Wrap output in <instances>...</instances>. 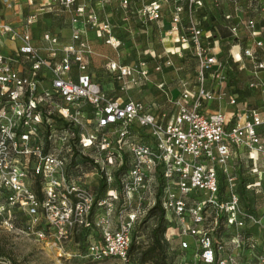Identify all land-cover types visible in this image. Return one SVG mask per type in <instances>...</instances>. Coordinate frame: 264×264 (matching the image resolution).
<instances>
[{
  "label": "built area",
  "instance_id": "obj_1",
  "mask_svg": "<svg viewBox=\"0 0 264 264\" xmlns=\"http://www.w3.org/2000/svg\"><path fill=\"white\" fill-rule=\"evenodd\" d=\"M241 1L233 0L236 15L223 13L225 20L232 18L226 26L234 39L239 40L238 34L248 39L243 47L240 41L232 44V49L240 45L241 59H235L232 49L231 54L236 61L246 57L253 65L249 70L252 78L246 85L264 94V81L259 76L264 60L258 51L264 50V41L258 39L261 31L255 20H242ZM212 4L219 8L229 2L48 0L40 6L72 12L76 21L114 47L120 46L121 40L114 33L112 18L118 15L129 21L134 15L143 23H160L161 32L179 48H193L198 60L195 84L181 85L172 100V113L156 114L144 101L115 98L93 80L81 51L84 28L74 27L73 40L59 47L53 35L44 33L41 40L50 42L46 49L49 56L63 51L60 62L50 61L32 40L31 30L40 12L28 8L20 24L13 26L4 21L3 12L21 8V4L0 0V35L21 42L13 54L7 55L0 39V214L23 209L32 225L44 220L79 232L93 225L89 217L94 209L104 207V215L94 220L101 236L88 242L86 256L94 261L116 258L129 263L135 227L160 197L167 219L174 223L165 236L168 240L178 238L182 250L195 252L190 264H245L241 253H224L228 247L238 250L245 243L243 236L226 238L217 233L220 225L264 227L260 217L241 206L233 173L234 156L243 149L249 156L256 149L264 157V112L252 101L239 102L226 89L229 65L214 50L221 41H211L213 31L204 27L207 15H200ZM74 62L79 71L76 78L72 75ZM21 63L30 64L28 74L19 70ZM119 68L118 77L131 73L127 66L120 64ZM48 69L49 84L43 86ZM223 100L230 106L229 116L221 111ZM211 103L219 107L211 110ZM83 105L90 106L91 116L81 108ZM76 151L93 159L89 167L109 186L105 197L97 199V193L70 171ZM124 153L130 158L119 175L117 190L111 185L115 171L124 164ZM220 173L227 176L226 199L218 196ZM119 201L121 207L116 212L114 203ZM1 221L14 225L13 217ZM37 235L45 237L42 231ZM252 256L256 258L253 264H264L263 255Z\"/></svg>",
  "mask_w": 264,
  "mask_h": 264
},
{
  "label": "rangeland",
  "instance_id": "obj_2",
  "mask_svg": "<svg viewBox=\"0 0 264 264\" xmlns=\"http://www.w3.org/2000/svg\"><path fill=\"white\" fill-rule=\"evenodd\" d=\"M26 0H17V2H25ZM33 10H38L40 13L31 30L33 42L40 45H50L49 41L41 40L44 33L53 35L58 47L66 45L73 40L74 27L84 28L85 44L81 47L82 54L89 64V71L93 80L98 83L110 95L120 98L142 99L150 104H153L157 112L170 114L174 111V100L180 92V87L188 80V73L195 74L196 67L198 68V60L196 52L193 48L183 50L179 48V44L171 42L169 36L164 32H159L156 23H149L146 27L140 23H130L133 30L122 31L118 30L116 35L121 44L114 47L103 41V36L95 33H90L91 29L81 21H76L72 16V12L66 11L63 8L56 6L40 7L48 3V0H33ZM226 1V0H225ZM230 6L233 0H227ZM242 12L239 13L243 21L253 19L259 27H264V0H242ZM215 7V6H214ZM219 7V6H218ZM220 8V7H219ZM44 11H48L42 13ZM3 12V11H2ZM28 9L21 8V17L26 16ZM229 14L236 15L237 12L233 8L228 9ZM113 21H118L117 18ZM228 34V33H227ZM225 35V34H223ZM239 40H235L234 36L230 40L215 47V51L219 53V59L227 57L230 68L226 71L227 80L233 83H239L242 87L244 83L252 78L249 70L253 69L246 57L239 62L235 59H241L242 54L240 45L232 47L233 43L240 41L241 47L247 43V38L244 34H238ZM2 50L5 54V44L7 37L1 36ZM258 39L264 41V29L258 35ZM252 44L251 40L248 42ZM231 49L234 54H231ZM259 51V56L264 60V50ZM41 52L48 56L47 50ZM237 54V55H236ZM63 57V51H57L56 56L47 57L48 60L60 62ZM126 58V59H125ZM127 66L131 69L130 74H125L120 77L121 69L119 65ZM46 72L51 73L50 69ZM79 74L78 64H72V75L77 77ZM264 75V71L261 73ZM190 79V78H189ZM49 84V83H48ZM250 93L244 92L240 95V100H244ZM252 97V102L255 103L258 98ZM216 107L218 104H214ZM87 106L81 107L86 108ZM221 111L230 115L226 109L225 100L221 101ZM238 159V155L234 156ZM238 164L233 166V173H240ZM93 172V171H92ZM89 171L87 180L88 186H94L90 181L92 177L98 181L101 180L99 175ZM246 182H254L261 180V186L257 187V191L249 190L246 192L250 199L252 207L256 210L257 216L264 223V157L260 155L256 165L249 161V165L245 168ZM94 175V176H93ZM261 177V178H260ZM37 190L40 191V183L35 184ZM109 186L105 183L103 188L99 189L101 197L106 196ZM241 203V202H240ZM116 212L120 209L119 201L114 203ZM241 206L242 203H241ZM104 207H97L91 213L89 221L93 223L91 227H85L82 231L65 227L63 224L49 225L44 220L38 224L32 225L30 215L23 209H11L0 214V264H129L124 263L120 259L109 258L102 261H94L86 256V248L88 242L94 239H99L101 236L100 228L94 224L96 213H105ZM13 217L14 225H5L1 220ZM152 224L151 216L147 215L143 221L135 227V234L143 236L149 231ZM254 229L260 230L264 237L263 226H253ZM173 229V228H172ZM138 230V232H136ZM42 231L45 234L44 238H40L37 232ZM173 232L178 231L176 228ZM66 232V233H65ZM142 239V238H141ZM142 241V240H141ZM135 257H138L137 248L141 245L136 242ZM145 246V244H142ZM168 257L173 264H190L195 259L193 250H182L180 248L179 239H173L166 243ZM242 259L248 264H253L256 259L248 254L249 251L243 249ZM260 255L264 256V246L260 250ZM133 264H139L134 262ZM153 264V263H150Z\"/></svg>",
  "mask_w": 264,
  "mask_h": 264
},
{
  "label": "trees",
  "instance_id": "obj_3",
  "mask_svg": "<svg viewBox=\"0 0 264 264\" xmlns=\"http://www.w3.org/2000/svg\"><path fill=\"white\" fill-rule=\"evenodd\" d=\"M230 7L233 8V10L235 11V5L232 4L230 6V3H229L228 6H226V7L222 6L220 8H216L212 4L211 7H207L205 10H202L200 12V15H203V14L207 15V19L205 20L204 27H205V29H211L213 31V37H212L211 41H213L215 38H218L223 44L226 41L228 42L231 37L233 38L231 31L226 26L227 24H230L229 20H232V18H229L227 20H225L223 18V13H229L228 9ZM115 18H117L119 20V22L113 21L116 24V27L114 29L115 35L118 34V30H122L124 32L128 31L127 29L131 28L130 23L144 24L145 27L149 23H156V25L159 28V32H161V29L163 28V26H161L160 23L155 22V21L143 23L142 21H139L138 18L134 15L131 16L129 21L123 20L118 15H115L112 18V20ZM166 20H169V18L165 19V21ZM256 28H257V30H263L264 29V27H259L257 25V23H256ZM223 34H225V35H223ZM245 37L247 38L246 35H245ZM211 44H212V42H211ZM183 50H189V49L184 48ZM222 60L224 62L227 61V63H228V59L226 56L222 57ZM261 60H263V59H261ZM235 62H239V61H235ZM229 68H230V66L228 67V69ZM89 73H90V71H89ZM196 74H197V67L195 69V74L193 76H192V74L188 73L189 77H188L187 82H185V83H188L190 86L195 84ZM246 82L241 87L239 85V83L236 84V83H233L231 81H228L227 83H225V86H226V89L228 91H230L237 98V100L239 102L251 101L252 97H250V96H252V95L255 96L257 92L254 89L249 88L246 85ZM247 91H248V93H250L249 96L247 98H245L244 100H240V95L244 92H247ZM113 97H115V96H113ZM123 99L128 100L129 98L125 97ZM135 100L144 101L142 99H135ZM144 102L147 103L150 107H152V111L154 113L161 114V112L159 113L154 109L153 104H150L146 101H144ZM84 106H87V107L83 108V109L86 110L87 113H89V116H91L92 114H90V112H91L90 106L89 105H84ZM60 121L64 124H67L66 122L62 121L61 119H60ZM139 130H140L139 131L140 133H144L143 129H139ZM249 154L250 153L245 149H243L242 152L238 154V159H239V162L241 163V165L239 164V166H238V168L240 169V173H238V174L234 173V175H236L235 191L237 192L239 199H240V202L243 205L242 207L245 208L247 211L255 213L257 215V212L252 207L250 199L247 197L246 192H248L249 190L257 191L258 190L257 187L261 186V180L262 179L259 181H254V182H246V180H245V176H246L245 168L249 165V161L252 162L254 165H256V162H257V160H259L260 155H258V158L255 159L252 156H249ZM75 155H76V157L73 159V161L70 165V171L72 173H74L79 179H81L83 182H85L87 184V180L89 178V171L92 172V167H89V164L93 162V159L90 158L88 155H84L83 153H78L77 151L75 152ZM129 158H130L129 154L124 153V164L121 166L120 169L115 171V182L111 185L112 188L120 190L119 175L126 169V166H127L126 162L129 160ZM238 159L237 160L234 159V164H238ZM76 166H79V168H76ZM96 175H99L101 177L100 182L99 183L97 182V184H93L94 186H89V187L95 193H97V199H99V198H101L99 189L103 188L105 186L106 182H105L104 177H102L100 174H96ZM161 192H162V188L160 189V193ZM228 194H229V188H228L227 176L225 175V173H220L218 196L220 198L226 199L228 197ZM120 203H121V201H120ZM148 215L151 216L153 224H151L149 231L147 233H145L143 236H141L139 234H135V232H133V240H132L131 247L129 249V260H130L129 264H133L134 262H138L139 264H146V263L147 264H150V263H153V264H173L172 261L168 257V252L166 250V243L173 240V239L177 240L178 238H173L171 240H168L165 236L167 229L169 227H173L174 223L170 222L167 219V217L165 215V211L161 205L160 197H158L156 205L150 209V211L148 212ZM254 228H256V227L246 226V227L237 229L233 226L226 227L224 225H220L219 229H218V233H217L218 236L221 235V236H225L226 238H229V237L231 238L236 234H240L243 236L244 241H245V243L242 244L238 250L233 251V249L231 247H228L224 253H233V252L234 253H241V251L243 249H246L249 251L248 254H250V255H252V253H256L257 255H259L260 250L264 246V237L262 236V233L260 230H257ZM136 232H138V230ZM136 242L140 243L141 245L137 248L138 257L136 260H134L133 257H135L134 252L136 249V245H135ZM142 244H145V246ZM251 244H254L255 246L253 247V246H251ZM187 250H192V249H187ZM241 254L243 255V253H241ZM253 257L255 258V256H253ZM243 262H244V260H243ZM244 263L248 264L247 262H244Z\"/></svg>",
  "mask_w": 264,
  "mask_h": 264
},
{
  "label": "crops",
  "instance_id": "obj_4",
  "mask_svg": "<svg viewBox=\"0 0 264 264\" xmlns=\"http://www.w3.org/2000/svg\"><path fill=\"white\" fill-rule=\"evenodd\" d=\"M30 2L32 3L31 6H29ZM18 3L21 4V8L24 6V8L28 9V8H33L32 6L34 4V1L26 0L25 2H18ZM21 8L5 10L3 12L4 21H6L8 23H11L13 26H18L20 24L18 21H19V19L21 17ZM241 8H243V7H241ZM240 13H241V11H240ZM34 27H35V25H34ZM90 33H95L96 34L95 31H91ZM33 43L37 47H39L41 50H46L47 47H48L47 45H43V44L40 45L39 43H36V42H33ZM20 44H21L20 41L14 42V41H12V40L7 38L6 44H5V51L7 52V55L13 54V52L16 50L17 46H19ZM18 68L21 71V73L24 74V75H26V74H28L30 72V64L29 63H24V64L21 63V64L18 65ZM263 71H261L259 73V76L264 81V75L261 74ZM46 74H47L48 78L43 79V81H42V85L43 86H47L48 85L49 78L51 77V73L48 74V72H47ZM255 96L258 98V100L255 103H253V104L258 106V108L261 111L264 112V94H261L260 91H257ZM214 104H218V103H211L209 105V109L212 110V109H217L219 107V105H217V107H216ZM229 108H230V106L226 105V109L228 110ZM90 181L93 182V184H97V182H98L95 179V177H92L90 179ZM100 215H104V213H100L99 215H98V213H96V217H98Z\"/></svg>",
  "mask_w": 264,
  "mask_h": 264
},
{
  "label": "bare ground",
  "instance_id": "obj_5",
  "mask_svg": "<svg viewBox=\"0 0 264 264\" xmlns=\"http://www.w3.org/2000/svg\"><path fill=\"white\" fill-rule=\"evenodd\" d=\"M172 42V41H171ZM237 55V54H236ZM252 157L253 158H255V159H257L258 158V152L256 151V149H254L253 151H252ZM258 184V183H257Z\"/></svg>",
  "mask_w": 264,
  "mask_h": 264
}]
</instances>
